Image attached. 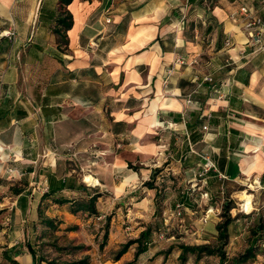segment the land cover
I'll return each mask as SVG.
<instances>
[{
	"label": "crops",
	"instance_id": "0c3cea01",
	"mask_svg": "<svg viewBox=\"0 0 264 264\" xmlns=\"http://www.w3.org/2000/svg\"><path fill=\"white\" fill-rule=\"evenodd\" d=\"M57 2L0 0V32H16L0 39V175L33 168L22 214L34 221L46 172L67 160L104 186L119 174L125 199L152 196L153 215L156 190L142 179L163 166L178 182L168 207L205 156L215 169L201 188L264 187V36L247 45L244 20L231 18L241 6L262 13L264 0H73L66 49L53 32Z\"/></svg>",
	"mask_w": 264,
	"mask_h": 264
},
{
	"label": "trees",
	"instance_id": "16d2710c",
	"mask_svg": "<svg viewBox=\"0 0 264 264\" xmlns=\"http://www.w3.org/2000/svg\"><path fill=\"white\" fill-rule=\"evenodd\" d=\"M72 2L73 0H58L57 2L58 13L54 19L53 32L57 35L58 47L61 49H66L69 44L67 32L72 28L74 23L73 14L68 8ZM213 81L214 78L211 82ZM191 140H196L194 134H191ZM194 149L188 148L184 157L188 159L190 155L195 154ZM9 167L8 171L9 169L13 170V166ZM128 168L135 170L137 166L130 163ZM165 168L166 166L156 168L151 178L144 182L145 187L156 190L154 220L147 222L138 238L129 240L118 250L111 252L109 259L114 262L119 261L122 256L130 250L133 244H136L134 259L126 264H136L138 260H142L155 248L158 249L159 253L162 255L178 252L179 264H188L192 257H195L196 263L203 258L216 257L218 259V264H249L258 256L264 255V218L262 215L258 214V217H254L253 214H255V211L251 210L246 215L239 214L233 217L230 211L235 207V202L230 199L228 186H226L222 180H219L220 182L215 184L217 190H212L207 187L201 188V184H199L200 186H198V188H195V186L192 185L194 183L197 185L198 181L190 180L187 182L185 189L180 190L178 194L180 197L178 200L168 207L167 201L170 198L168 190L169 188H174L176 190L178 182L175 176L165 172ZM81 171V167L75 164L73 160H67L62 168L59 166L54 172H46L45 175L48 180V187L40 196L37 205L36 219H34L33 222L37 238H44L50 232L60 229L63 221L55 217H49L46 214L54 207L64 208L71 215L84 220L88 232H94L97 223H101L102 225L103 220H99L101 216L99 202L108 199L110 196L101 192L99 188L89 186L86 182L81 180L78 176V173ZM88 171L91 172L89 174L96 176L101 184H105L96 174L94 168H89ZM32 172L33 168H31L27 174H22L17 179L8 178V175H11V173L4 176L0 175V185H14L12 187V194L19 197L22 202H26L25 200L27 197L25 195L29 193ZM209 174L210 173H208V175ZM99 181L97 182L96 180V185H99ZM157 182L159 183L157 184ZM207 184L208 182H206V185ZM167 187L169 188L167 189ZM205 192H208L210 197L207 203L202 206L201 204L204 199L203 193ZM178 204H180V207L177 206ZM219 204L223 205V211L221 213L222 219L215 223L214 231H208L203 226H201L202 228L200 230L194 229L191 226L189 228L191 233H198L202 236L201 238L198 236V238L203 241L200 244L186 243L185 240L189 238V235L186 234V227L180 228L179 226H174L172 222H167L168 219H172V217L182 219L187 212L197 213L201 210L203 211V215H205L208 208H217ZM124 205L125 204L121 202L117 203L119 208L118 211L124 210ZM166 211H169L168 214H165ZM241 219L247 221L244 226L247 246L243 251L234 255H229L227 247L230 245L231 239L235 237L233 232L236 231L238 226L237 222ZM207 222L208 220L204 223ZM105 223L103 227L104 233L99 242V250L103 253L109 244L110 219L107 218ZM67 229L76 230L78 226H68ZM247 229L249 230L248 232H246ZM160 235H164V237L160 238ZM172 238L174 240L170 241ZM211 238H215L216 242H210ZM167 240L169 242H166ZM164 242H166L164 246L168 247L167 252L159 250V248L162 249V243ZM86 248H88V246L83 244L75 246L74 248L66 246L58 247L61 252L66 254H73L78 250L82 251ZM30 252L32 253L33 259L37 262L41 259L44 261L43 258L38 256L39 252L35 247L30 246ZM11 253H13V255H11ZM6 255L14 264H19V261L13 256H21L22 251L18 248H11ZM33 264L37 263L34 262ZM50 264L57 263L53 261L50 262ZM67 264H93V260L90 255H87Z\"/></svg>",
	"mask_w": 264,
	"mask_h": 264
},
{
	"label": "rangeland",
	"instance_id": "374dc122",
	"mask_svg": "<svg viewBox=\"0 0 264 264\" xmlns=\"http://www.w3.org/2000/svg\"><path fill=\"white\" fill-rule=\"evenodd\" d=\"M109 161V160H108ZM136 166V165H134ZM11 173V172H10ZM87 169H83L78 173L81 180L85 181V175L89 174ZM94 176V175H93ZM116 180L119 179V174L115 175ZM19 174H9L8 178L17 179ZM96 177V176H95ZM97 178V177H96ZM197 181L201 178L197 177ZM98 179V178H97ZM150 178L142 179V182L149 180ZM99 180V179H98ZM115 181L107 186L96 184H90L86 182L89 186L99 188L101 192L108 194L110 197L106 200L99 202L100 218L101 223H97L94 232H88L86 227V222L77 216L71 215L64 208L54 207L52 210L48 211L46 214L49 217H55L58 220L63 221L61 227L57 231L50 232L44 238H37L36 230L34 229L33 222L29 218V214H22L17 209L18 197L12 194V187L9 185H0V264H14L9 260L6 255L11 248H18L22 251V255L15 257L19 264H50V262L55 261L57 264H67L75 260H79L87 255H90L93 264H126L134 259V254L136 251V244L130 247V250L122 256L119 261L114 262L110 258V253L118 250L124 243L131 239L138 238L141 231L145 228L147 222L154 220V216L151 210L152 203H148L152 199V196L148 195V198L140 203H135L133 200L125 199L126 192L123 191V186L120 187L119 184H115ZM199 184H203L202 181H198L197 185L194 183L192 186L198 188ZM37 183L34 186H39ZM17 186V185H15ZM41 186V185H40ZM43 189V186L40 188ZM229 197L234 200L235 207L230 211V214L234 217L239 214H247L251 210L255 211L254 217L260 215L264 218V187H262L259 182L255 179H248L240 181L239 183H233L228 187ZM248 192L252 196L250 203L252 209L247 211L244 207L245 199L242 198V192ZM34 201V213L33 216L36 219L38 197ZM208 200L203 199L202 206ZM124 202V210L118 211L117 203ZM151 204V205H149ZM166 205V203H165ZM164 205V206H165ZM222 204H219L217 208H208L203 215V211L199 210L197 213L187 212L185 217L182 219L174 218L168 219V223L172 222L174 226H179L180 228L186 227V234L189 238L185 240L189 244H200L203 241L199 238L198 233H191L190 226L194 229H201L203 226L208 231H214V222L220 221L222 213ZM150 209V210H149ZM168 210V209H167ZM166 211L165 214H168ZM110 219V235L109 244L106 247L104 253L99 250L100 240L104 233L105 220ZM208 218V222L204 223V219ZM247 221L241 219L237 222V229L233 232L235 236L231 239L230 245L227 247L229 255L237 254L245 249L247 243L245 241V231L244 226ZM68 226H78L76 230H68ZM249 230L247 229L246 232ZM198 236H200L198 238ZM209 236V235H204ZM174 239H170L173 241ZM166 242H169L168 240ZM162 243L163 252L168 251V247L164 246ZM210 242H216L215 238H211ZM88 246L85 250L76 251V253L66 254L61 252L58 247H71L74 248L78 245ZM30 246L35 247L38 250L39 255L44 261L39 260L38 262L33 259L32 253L30 252ZM13 255V253H11ZM178 252H172L171 254H160L158 249H153L146 257L142 260H138L136 264H179ZM37 256V257H38ZM188 264H218V259L216 257L203 258L198 263L195 262V257H192ZM249 264H264V255L258 256L255 260L251 261Z\"/></svg>",
	"mask_w": 264,
	"mask_h": 264
},
{
	"label": "built area",
	"instance_id": "2783aa9c",
	"mask_svg": "<svg viewBox=\"0 0 264 264\" xmlns=\"http://www.w3.org/2000/svg\"><path fill=\"white\" fill-rule=\"evenodd\" d=\"M115 0H111L110 7L114 5ZM231 18L233 19H238L241 18L244 20L245 23V30L248 33V41L247 45L254 47V48H261L263 46V36H264V11L262 13H256L254 12L251 8L247 6H241L237 8L232 14ZM107 22H110V19H107ZM15 29H9V30H4L0 32V39L7 37L10 39H13L15 37ZM226 46L232 47V42L230 39H227L225 42ZM97 42L92 41L91 42V48L97 47ZM234 58L230 55L227 63L232 64L234 62ZM206 81H212L213 78L212 76H206L205 77ZM190 103L192 102L191 100H188ZM205 129L207 128L206 126L204 127ZM215 169V164L213 161L208 157L205 156V162L201 165V171L198 173V177L201 178L208 174L211 170ZM12 172V170H10ZM219 177L221 179H225L226 176L223 174H220ZM209 193L205 192L203 193V198H206L209 200ZM180 207V204L177 205ZM209 210V209H208ZM208 218L204 219L203 222H206ZM164 235H160V238H163Z\"/></svg>",
	"mask_w": 264,
	"mask_h": 264
},
{
	"label": "bare ground",
	"instance_id": "6f19581e",
	"mask_svg": "<svg viewBox=\"0 0 264 264\" xmlns=\"http://www.w3.org/2000/svg\"><path fill=\"white\" fill-rule=\"evenodd\" d=\"M85 181L90 183V184H96L95 178L90 174L85 175ZM241 195H242V198L246 200V202L244 203V207L246 208L247 211L251 210L252 205L250 203V200H251L252 196L250 194H248V192H246V191L242 192Z\"/></svg>",
	"mask_w": 264,
	"mask_h": 264
}]
</instances>
